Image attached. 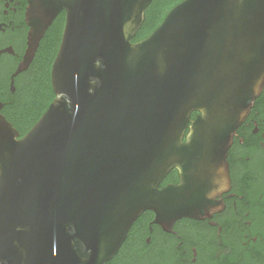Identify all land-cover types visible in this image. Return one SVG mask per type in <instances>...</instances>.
Returning <instances> with one entry per match:
<instances>
[{"label": "water", "instance_id": "95a60500", "mask_svg": "<svg viewBox=\"0 0 264 264\" xmlns=\"http://www.w3.org/2000/svg\"><path fill=\"white\" fill-rule=\"evenodd\" d=\"M151 2L30 0L16 74L66 19L46 111L21 138L0 115V264H105L143 212L198 218L227 180L264 86V0H183L133 43Z\"/></svg>", "mask_w": 264, "mask_h": 264}, {"label": "flooded vegetation", "instance_id": "af4514ba", "mask_svg": "<svg viewBox=\"0 0 264 264\" xmlns=\"http://www.w3.org/2000/svg\"><path fill=\"white\" fill-rule=\"evenodd\" d=\"M30 7V0H0V115L18 138L48 108V89L36 95V80L43 85L44 75L50 76L66 19L64 11L56 15L28 67L16 74L28 49ZM196 116L192 113L191 119ZM226 161L228 178L200 217L184 216L163 226L154 222L152 211H145L105 264H264V86L232 135ZM179 180V170L173 168L159 187ZM138 252L148 258L136 261Z\"/></svg>", "mask_w": 264, "mask_h": 264}, {"label": "trees", "instance_id": "16d2710c", "mask_svg": "<svg viewBox=\"0 0 264 264\" xmlns=\"http://www.w3.org/2000/svg\"><path fill=\"white\" fill-rule=\"evenodd\" d=\"M181 1L183 0H152V2L148 6L149 8L147 7L148 10L146 12L145 19L136 35L131 40V42H138L150 35V33L153 32L160 25L159 23H161V20L163 19V17L166 16L169 10ZM48 73L49 72H47L46 75H44L43 77V85L39 84L38 82H41V80H36L37 82L35 87L36 95H39L41 93L40 91L43 90V87H46V89H48L47 97L50 96V98L48 99L45 107H48V103L51 102V99L54 96L51 84V72L50 76Z\"/></svg>", "mask_w": 264, "mask_h": 264}, {"label": "rangeland", "instance_id": "374dc122", "mask_svg": "<svg viewBox=\"0 0 264 264\" xmlns=\"http://www.w3.org/2000/svg\"><path fill=\"white\" fill-rule=\"evenodd\" d=\"M134 255L136 256L135 260L138 262H143L148 258V256L145 253H141V252L135 253Z\"/></svg>", "mask_w": 264, "mask_h": 264}]
</instances>
